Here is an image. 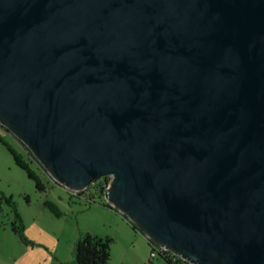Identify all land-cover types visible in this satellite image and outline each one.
<instances>
[{
    "label": "water",
    "instance_id": "water-1",
    "mask_svg": "<svg viewBox=\"0 0 264 264\" xmlns=\"http://www.w3.org/2000/svg\"><path fill=\"white\" fill-rule=\"evenodd\" d=\"M0 126L187 263L264 264V0H0Z\"/></svg>",
    "mask_w": 264,
    "mask_h": 264
},
{
    "label": "rangeland",
    "instance_id": "rangeland-1",
    "mask_svg": "<svg viewBox=\"0 0 264 264\" xmlns=\"http://www.w3.org/2000/svg\"><path fill=\"white\" fill-rule=\"evenodd\" d=\"M2 135L28 160L18 145L28 149L22 142ZM28 162L42 179L44 191L0 143V197L12 200L0 201V264H77L74 244L87 233L112 239L107 264H167L162 257H150L149 240L121 212L105 207L104 194L95 188L98 181L74 194L57 186L37 161ZM15 214L22 221L24 240L12 231Z\"/></svg>",
    "mask_w": 264,
    "mask_h": 264
},
{
    "label": "trees",
    "instance_id": "trees-1",
    "mask_svg": "<svg viewBox=\"0 0 264 264\" xmlns=\"http://www.w3.org/2000/svg\"><path fill=\"white\" fill-rule=\"evenodd\" d=\"M3 133L6 135L12 136V134L10 132H8L5 128L0 126V143L3 146H5V148L10 152L15 164L18 167H20V169L25 171L28 178L32 179L35 182L34 183L35 187L38 190L44 191L45 187L43 185L42 179L32 169V167L30 166V163L28 162V160L30 162H35L36 160L31 156L28 149H26L21 144H18L22 148V150L26 152V153L24 152V154L28 157V160H26L21 152L17 151L9 142H7L4 139V136L2 135ZM13 138H14V136H13ZM39 167H40V165H39ZM40 169H41V167H40ZM109 180H110V177L107 176V177H103L101 179L99 178L97 180L98 186L94 184L96 181L92 184L95 185L96 189L98 188L100 190V193H103L106 185H108ZM1 199L8 204H12V200L9 197L2 195V197H0V201H1ZM105 207L112 208L108 204H105ZM49 208L52 211L55 210L52 206H49ZM14 219L15 220H14L13 225H12V231L14 233L18 234L24 240L25 236L23 234L22 221L19 219L17 214H15ZM132 227L134 229H136V227L134 225H132ZM111 242H112V239L108 238V237L107 238H100L97 235H93V234H89V233H87L85 235L83 234L77 240V242H75V244H74V253H75L74 261L77 264H107L108 260L111 256V254H110V243ZM149 243H150L149 245L151 247L154 242L149 240ZM159 257H162V256H159ZM163 260L168 264L167 260H165L164 258H163Z\"/></svg>",
    "mask_w": 264,
    "mask_h": 264
},
{
    "label": "built area",
    "instance_id": "built-area-1",
    "mask_svg": "<svg viewBox=\"0 0 264 264\" xmlns=\"http://www.w3.org/2000/svg\"><path fill=\"white\" fill-rule=\"evenodd\" d=\"M158 256H162V258L167 260L168 264H189L186 262V260L173 255L171 252L164 250L163 248L157 246L156 243H153L152 246L150 247V257L156 258Z\"/></svg>",
    "mask_w": 264,
    "mask_h": 264
},
{
    "label": "clouds",
    "instance_id": "clouds-1",
    "mask_svg": "<svg viewBox=\"0 0 264 264\" xmlns=\"http://www.w3.org/2000/svg\"><path fill=\"white\" fill-rule=\"evenodd\" d=\"M54 183H55V182H54ZM79 194H81V193H79ZM79 194H78V195H79Z\"/></svg>",
    "mask_w": 264,
    "mask_h": 264
}]
</instances>
